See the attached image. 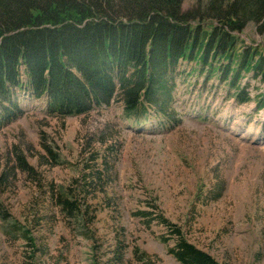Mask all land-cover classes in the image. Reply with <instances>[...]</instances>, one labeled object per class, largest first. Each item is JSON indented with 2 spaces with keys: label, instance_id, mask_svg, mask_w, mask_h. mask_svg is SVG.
I'll use <instances>...</instances> for the list:
<instances>
[{
  "label": "rangeland",
  "instance_id": "1",
  "mask_svg": "<svg viewBox=\"0 0 264 264\" xmlns=\"http://www.w3.org/2000/svg\"><path fill=\"white\" fill-rule=\"evenodd\" d=\"M239 37L264 44L252 23ZM190 68L175 77L171 121L149 110L134 123L117 103L61 121L17 94L21 114L0 123V174L14 167L0 188V264H180L175 231L219 264H264V83L244 75L238 103L217 75L184 79ZM52 189L73 192L80 217H65Z\"/></svg>",
  "mask_w": 264,
  "mask_h": 264
},
{
  "label": "trees",
  "instance_id": "2",
  "mask_svg": "<svg viewBox=\"0 0 264 264\" xmlns=\"http://www.w3.org/2000/svg\"><path fill=\"white\" fill-rule=\"evenodd\" d=\"M182 3L0 0V123L21 114L18 93L43 101L45 116L61 121L113 103L134 123L146 122L149 110L171 121L175 77L186 65L191 68L182 71L184 79L196 71L207 79L217 75L235 90L234 100L248 102L239 82L251 74L264 83V44H246L239 35L249 23L264 34V0H196L185 11ZM256 103L257 110L264 107V96ZM42 140L43 152L57 163ZM14 157L15 168L31 173L22 155ZM9 169L0 174V188L14 171ZM52 201L65 217H80L73 192L52 189ZM175 232L179 240L169 252L177 262L219 264Z\"/></svg>",
  "mask_w": 264,
  "mask_h": 264
}]
</instances>
